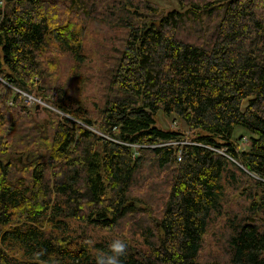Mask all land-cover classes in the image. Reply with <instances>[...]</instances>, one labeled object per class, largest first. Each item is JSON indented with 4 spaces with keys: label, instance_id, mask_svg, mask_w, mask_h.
Listing matches in <instances>:
<instances>
[{
    "label": "trees",
    "instance_id": "16d2710c",
    "mask_svg": "<svg viewBox=\"0 0 264 264\" xmlns=\"http://www.w3.org/2000/svg\"><path fill=\"white\" fill-rule=\"evenodd\" d=\"M177 1L0 0V264H264V0Z\"/></svg>",
    "mask_w": 264,
    "mask_h": 264
},
{
    "label": "rangeland",
    "instance_id": "374dc122",
    "mask_svg": "<svg viewBox=\"0 0 264 264\" xmlns=\"http://www.w3.org/2000/svg\"><path fill=\"white\" fill-rule=\"evenodd\" d=\"M150 1L157 3L159 6V10L164 11V12H168L171 10H179L180 8V5L177 0H150ZM108 43L109 45H114V44L115 46L117 45L115 38L114 40L112 38L109 39ZM89 46L90 45H88L87 47ZM98 88H99L98 86L92 88V92H88L87 99H91V98H94L100 95L101 90ZM21 98H23L24 100L23 101L24 105H26L28 109L31 110V113L33 114V118H35L40 123H42L43 120L47 118L45 108H49L52 110V108L48 104H46L45 100H43L41 97L37 96L36 94H29V93L21 92ZM87 102L89 101L85 100V103ZM246 102H247V99L243 101L242 107L246 106ZM36 106H38L37 109H36ZM156 119H157V123L155 125L160 126L162 128L174 129V130L175 129L185 130L184 126L180 124V122L173 119L172 117L169 118L161 111H158V113L156 114ZM244 133H246V130L240 126H237L235 127L234 133L232 135L237 137L242 134L243 137H245L246 140L248 141V136L246 135L247 133L246 134ZM240 144H241V140H240ZM243 147L246 148V146H243Z\"/></svg>",
    "mask_w": 264,
    "mask_h": 264
},
{
    "label": "clouds",
    "instance_id": "9594fccd",
    "mask_svg": "<svg viewBox=\"0 0 264 264\" xmlns=\"http://www.w3.org/2000/svg\"><path fill=\"white\" fill-rule=\"evenodd\" d=\"M126 244L120 239H113L108 251L96 256V264H121L120 257L125 253Z\"/></svg>",
    "mask_w": 264,
    "mask_h": 264
},
{
    "label": "built area",
    "instance_id": "2783aa9c",
    "mask_svg": "<svg viewBox=\"0 0 264 264\" xmlns=\"http://www.w3.org/2000/svg\"><path fill=\"white\" fill-rule=\"evenodd\" d=\"M187 141H185V143H186ZM180 143H184V142H180ZM248 145V141L246 140V138H243L242 140H241V148L242 149H244L245 147H243V146H247ZM215 151H217V152H219V153H221V154H224V150L223 149H214Z\"/></svg>",
    "mask_w": 264,
    "mask_h": 264
},
{
    "label": "water",
    "instance_id": "95a60500",
    "mask_svg": "<svg viewBox=\"0 0 264 264\" xmlns=\"http://www.w3.org/2000/svg\"><path fill=\"white\" fill-rule=\"evenodd\" d=\"M38 108V106H36V109ZM131 204H133L135 207H138V203H134V202H130Z\"/></svg>",
    "mask_w": 264,
    "mask_h": 264
}]
</instances>
